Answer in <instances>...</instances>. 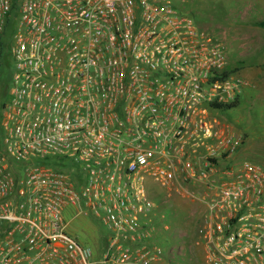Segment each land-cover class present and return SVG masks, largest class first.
Instances as JSON below:
<instances>
[{
    "label": "built area",
    "instance_id": "obj_1",
    "mask_svg": "<svg viewBox=\"0 0 264 264\" xmlns=\"http://www.w3.org/2000/svg\"><path fill=\"white\" fill-rule=\"evenodd\" d=\"M190 6L0 0V264L160 263L151 186L204 205L202 264H264V164L221 117L244 82Z\"/></svg>",
    "mask_w": 264,
    "mask_h": 264
},
{
    "label": "rangeland",
    "instance_id": "obj_2",
    "mask_svg": "<svg viewBox=\"0 0 264 264\" xmlns=\"http://www.w3.org/2000/svg\"><path fill=\"white\" fill-rule=\"evenodd\" d=\"M190 5L193 19L226 46L228 73L244 82L237 104L221 117L242 136L240 156L264 164V26L258 24L264 20V0H190ZM151 190L158 192L155 186ZM153 204L150 239L163 252L158 264H202V250L193 239L204 205L178 196H158ZM66 230L89 246L105 234L102 223L83 215L69 219Z\"/></svg>",
    "mask_w": 264,
    "mask_h": 264
},
{
    "label": "trees",
    "instance_id": "obj_3",
    "mask_svg": "<svg viewBox=\"0 0 264 264\" xmlns=\"http://www.w3.org/2000/svg\"><path fill=\"white\" fill-rule=\"evenodd\" d=\"M190 14L192 15L191 9H190ZM258 24H259L260 26H264V20L258 22ZM4 63H5V62H4ZM6 66H7V65H6ZM0 78H1V77H0ZM1 91H2V90H1V87H0V92H1ZM236 104H237V98H236L232 103H230V104H228V105H225V106H222V110L232 108V107H234ZM103 235H104V234H103ZM103 235H102V236L96 241L97 244L101 243V241L103 240Z\"/></svg>",
    "mask_w": 264,
    "mask_h": 264
},
{
    "label": "crops",
    "instance_id": "obj_4",
    "mask_svg": "<svg viewBox=\"0 0 264 264\" xmlns=\"http://www.w3.org/2000/svg\"><path fill=\"white\" fill-rule=\"evenodd\" d=\"M243 92L246 93V89H244ZM159 192H161V190H159V189H158V192H154V193L157 195V197H155V198H158V196H160V197H162V198H164V199H165V198H167V199H168V198H169V199L172 198V196H171V197H167L163 192H162L163 194L160 195ZM155 198H154V199H155Z\"/></svg>",
    "mask_w": 264,
    "mask_h": 264
}]
</instances>
